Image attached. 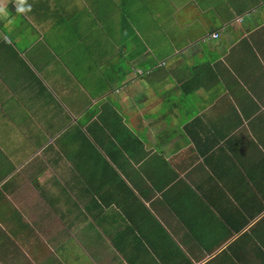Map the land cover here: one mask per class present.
Masks as SVG:
<instances>
[{
	"label": "crops",
	"instance_id": "crops-1",
	"mask_svg": "<svg viewBox=\"0 0 264 264\" xmlns=\"http://www.w3.org/2000/svg\"><path fill=\"white\" fill-rule=\"evenodd\" d=\"M26 2L0 0V264H264V0Z\"/></svg>",
	"mask_w": 264,
	"mask_h": 264
},
{
	"label": "clouds",
	"instance_id": "clouds-1",
	"mask_svg": "<svg viewBox=\"0 0 264 264\" xmlns=\"http://www.w3.org/2000/svg\"><path fill=\"white\" fill-rule=\"evenodd\" d=\"M16 10L18 13H25L31 10V6L27 4L26 0H19ZM0 14H6L3 8H0Z\"/></svg>",
	"mask_w": 264,
	"mask_h": 264
},
{
	"label": "trees",
	"instance_id": "trees-1",
	"mask_svg": "<svg viewBox=\"0 0 264 264\" xmlns=\"http://www.w3.org/2000/svg\"><path fill=\"white\" fill-rule=\"evenodd\" d=\"M137 70V69H136ZM142 72L141 73H139V72H136V77L138 76H142L143 74H148L149 72H150V70L149 69H146V70H142V69H140ZM109 169H111V172L112 173H114L115 175H116V171H115V169H113L112 167L110 168V167H108ZM3 176H5V173H3V174H1L0 175V178H2Z\"/></svg>",
	"mask_w": 264,
	"mask_h": 264
},
{
	"label": "rangeland",
	"instance_id": "rangeland-1",
	"mask_svg": "<svg viewBox=\"0 0 264 264\" xmlns=\"http://www.w3.org/2000/svg\"><path fill=\"white\" fill-rule=\"evenodd\" d=\"M118 83H121V81L119 80V81H117ZM22 122V124L24 125V126H22V130H23V132L24 133H28V134H32L33 133V129H29V130H27L28 129V126H26V124H28L29 123V121L28 120H24V121H21ZM33 138V137H32Z\"/></svg>",
	"mask_w": 264,
	"mask_h": 264
},
{
	"label": "built area",
	"instance_id": "built-area-1",
	"mask_svg": "<svg viewBox=\"0 0 264 264\" xmlns=\"http://www.w3.org/2000/svg\"><path fill=\"white\" fill-rule=\"evenodd\" d=\"M211 36L214 37V38H216V37H218V33L217 32L216 33H212ZM136 72L141 73L142 71L140 69H137Z\"/></svg>",
	"mask_w": 264,
	"mask_h": 264
}]
</instances>
